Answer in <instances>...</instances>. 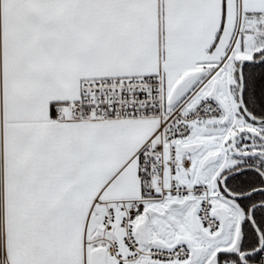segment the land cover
Returning <instances> with one entry per match:
<instances>
[{
    "label": "snow or ice",
    "instance_id": "1",
    "mask_svg": "<svg viewBox=\"0 0 264 264\" xmlns=\"http://www.w3.org/2000/svg\"><path fill=\"white\" fill-rule=\"evenodd\" d=\"M0 264H264V0H0Z\"/></svg>",
    "mask_w": 264,
    "mask_h": 264
}]
</instances>
